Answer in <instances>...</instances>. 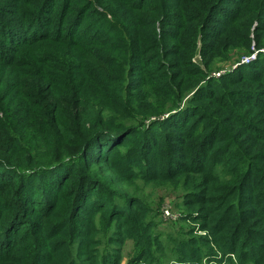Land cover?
I'll return each mask as SVG.
<instances>
[{
  "label": "trees",
  "instance_id": "trees-1",
  "mask_svg": "<svg viewBox=\"0 0 264 264\" xmlns=\"http://www.w3.org/2000/svg\"><path fill=\"white\" fill-rule=\"evenodd\" d=\"M122 1L121 9L108 0L0 6V264H122L123 256L132 264H264V121L200 123L210 116L203 100L216 98L190 95L207 74L191 69L206 21L185 43L188 69L173 57L178 42L159 34L188 0ZM206 1L192 11L211 17ZM224 2L212 12L233 25L247 16V37L256 19L264 22V0ZM240 78L264 85V73ZM226 91L218 88V103ZM250 96L245 104L262 106ZM159 124L166 133L153 139ZM164 156L170 164L155 176L188 193V212L186 224L161 230V211L111 189Z\"/></svg>",
  "mask_w": 264,
  "mask_h": 264
},
{
  "label": "rangeland",
  "instance_id": "rangeland-1",
  "mask_svg": "<svg viewBox=\"0 0 264 264\" xmlns=\"http://www.w3.org/2000/svg\"><path fill=\"white\" fill-rule=\"evenodd\" d=\"M5 1L8 0H0V6L2 7L5 5ZM60 1V0H59ZM104 1V0H103ZM111 1L113 5H116L121 9L123 7V1L122 0H108ZM138 1V0H133ZM177 2L178 0H166V2ZM217 0H207L206 1V7L214 11V8L216 7L215 3ZM197 2L196 0H188L184 2L182 5H179L180 7L175 8L172 18L170 21L161 28V31L159 34L163 31V37L167 39L168 41H174L178 42V47L175 49V54H173V57L177 60H179L180 63H182L185 69L190 68V65L188 61H186V48L185 43L189 39H192L191 34H195V32L198 29H201L199 23L201 21H206L207 24L206 29H202L205 33L201 34L200 36H203L200 38L198 37V46H197V53L193 56L191 59L192 65L191 69L192 71H195L198 68H200L203 72H207L206 78L201 82V84L190 94V95H199L200 92H204L205 94L212 93V95L215 94L216 98L214 100L204 99L203 102H205V108L209 111L210 116L202 118V121L200 123H203L202 125L206 126L207 123H211L212 119L214 120V123H222L223 121H227V123H236L233 122V118L237 119L236 117H239V123H244L246 119L249 120V122L256 120H262L264 121V95L261 93L264 92V85L261 88H257V85H255L253 82L249 81H240V83H236L240 77L243 75H260L264 73V70L259 69L257 66L258 64H263L264 62V22H260V19H256L252 30L251 35L249 37L246 36V20L245 18L240 19L237 21L234 25L230 22L228 19V16L225 17L224 14H220L212 11H209L208 14L211 12V17L207 16V14L204 11H201L200 8L195 9L192 11V7L195 6L193 3ZM12 5V4H11ZM215 5V6H214ZM226 9H232L236 6L229 2V0H225L224 4ZM13 6V5H12ZM99 10L102 11L103 7L98 5ZM3 16L8 17L9 19H12V14H4ZM25 15V13H23ZM200 17V20L196 21L194 20L195 17ZM261 19L264 21V10L263 14L261 16ZM244 19V20H243ZM6 20V19H3ZM18 20L26 22L27 24H32V22H28L30 20L21 19L18 18ZM177 20V21H176ZM183 23V24H182ZM229 23V25H227ZM233 25V26H232ZM258 25H260V29H255ZM259 27V26H258ZM220 30V34L217 35L218 31ZM198 33V31H197ZM200 33V32H199ZM213 33L214 36L211 34ZM146 35H151L150 32H146ZM257 40L260 43V47L256 48ZM204 45H207L208 47H204ZM173 49V47H171ZM215 51V52H214ZM251 51V52H249ZM184 54L185 56H182ZM147 55V54H145ZM251 58L249 62H242L247 57ZM243 69V71H241ZM222 78V81H221ZM228 79L231 81L228 83L224 79ZM244 80V79H243ZM236 83V84H234ZM211 87V85H213ZM201 86V88H200ZM200 88V89H199ZM219 89H226V99L224 104H220L217 102L218 98L220 97V94H216L217 90ZM257 88V89H255ZM254 94V95H252ZM241 98L240 104L235 107V113L230 110V107L234 105L236 98ZM252 95V96H250ZM247 96L251 97L252 100L257 101L259 100L258 104L262 106H255L252 103H249L248 105L245 104L249 100L247 99ZM261 101L263 103H261ZM197 103L193 102V104H189L190 107H194ZM185 104H183L184 106ZM187 110V108H185ZM178 110V109H177ZM176 110V111H177ZM196 111L195 108L190 110L191 114H194ZM175 112V110L173 111ZM237 113V115H236ZM192 120H195V114ZM191 120V121H192ZM242 126H239L237 129L233 130L234 133H237L239 129H241ZM166 128L162 127L160 124L158 125V132L152 133L151 137H155L154 134L158 135V139H160L162 136L166 133ZM121 136V135H120ZM242 136V135H241ZM243 139H246V137L242 136ZM127 139V140H125ZM128 139H131V135L126 138H124V141H128ZM154 139V138H153ZM130 143V142H129ZM138 145V144H137ZM162 149L163 146H161ZM124 149V148H122ZM160 149V146L157 148ZM198 155V153H195L194 156ZM200 157V156H199ZM81 161V160H80ZM142 165H146L147 161H140ZM150 162L152 164L154 163L155 166H152V168L147 167L141 170L140 176H137L133 178L130 181H122V184H115L114 189H111L115 191V193H119L120 191L129 192L133 195L135 198L143 199L146 201L149 205H151V208H154L155 210H159L162 212V221L159 222V229L166 230L169 226V222H176V224L184 225L187 222L182 219L184 212H188L187 209L181 205L183 201L185 200L187 194L182 195V190L176 189V185L172 183H167L166 185H162L158 181V176L156 175L155 167L160 169H165L166 164H170L169 158L167 159L166 156L164 158H158V159H151ZM207 160L204 159L202 161H197L196 165L198 164H206ZM163 163V165H162ZM80 164V162H79ZM99 167V166H94ZM101 170L99 173L100 175L98 177L102 178V172ZM36 174V173H35ZM145 175V176H143ZM36 178V177H35ZM40 179V178H39ZM38 179V180H39ZM99 189V188H98ZM120 200V199H119ZM12 202V200H11ZM24 215V212H23ZM33 214H30V218L33 219ZM7 219V225L10 226V221H13V218L9 216L6 217ZM17 219L19 220L20 217L17 216ZM190 224V223H189ZM192 225V224H190ZM186 226V225H185ZM180 226V227H185ZM192 227H194L192 225ZM198 228V226H196ZM177 227L171 235L177 237L178 234ZM13 229H11L12 231ZM200 234H205L203 231H198ZM1 234V233H0ZM168 234V233H166ZM1 239V238H0ZM165 239V238H164ZM166 240V239H165ZM167 245L169 249L171 250V253L175 252L176 248L172 246L167 240ZM113 247V246H111ZM125 256L128 254L132 255L133 251V242L132 239L128 242V244L125 247ZM106 251L110 252L111 250L104 249L102 250V253H105ZM115 255L114 253L112 254ZM122 264H132V261H128V258L123 256ZM205 264L206 263L205 261Z\"/></svg>",
  "mask_w": 264,
  "mask_h": 264
},
{
  "label": "built area",
  "instance_id": "built-area-1",
  "mask_svg": "<svg viewBox=\"0 0 264 264\" xmlns=\"http://www.w3.org/2000/svg\"><path fill=\"white\" fill-rule=\"evenodd\" d=\"M245 57H247V56H245ZM250 60H251V58L247 57V58H245L243 61H245V62L247 63V62H249Z\"/></svg>",
  "mask_w": 264,
  "mask_h": 264
},
{
  "label": "water",
  "instance_id": "water-1",
  "mask_svg": "<svg viewBox=\"0 0 264 264\" xmlns=\"http://www.w3.org/2000/svg\"><path fill=\"white\" fill-rule=\"evenodd\" d=\"M242 62H245V61H241V63H242Z\"/></svg>",
  "mask_w": 264,
  "mask_h": 264
}]
</instances>
